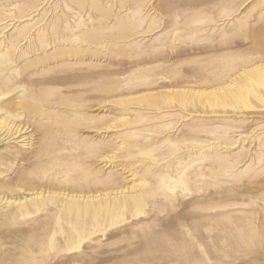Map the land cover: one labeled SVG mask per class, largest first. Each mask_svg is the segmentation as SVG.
<instances>
[{
	"label": "rangeland",
	"instance_id": "1",
	"mask_svg": "<svg viewBox=\"0 0 264 264\" xmlns=\"http://www.w3.org/2000/svg\"><path fill=\"white\" fill-rule=\"evenodd\" d=\"M8 87L0 264H264V0H0Z\"/></svg>",
	"mask_w": 264,
	"mask_h": 264
},
{
	"label": "bare ground",
	"instance_id": "2",
	"mask_svg": "<svg viewBox=\"0 0 264 264\" xmlns=\"http://www.w3.org/2000/svg\"><path fill=\"white\" fill-rule=\"evenodd\" d=\"M10 87V86H9ZM7 88L6 91H4L3 89H0V100H4L5 98H7L9 96V93H11L13 91V89L11 88ZM25 103V102H24ZM26 104V103H25ZM45 107V106H44ZM9 108V107H8ZM12 108H10L11 110ZM10 110L4 109V108H0V145L4 144L6 141H8L11 138H14L15 136H18L21 133H27L30 131L29 125L30 123L27 125L23 124L21 117L19 115V113H13ZM13 111V109H12ZM28 114V113H27ZM26 114V115H27ZM30 115H27V117H29ZM34 116V115H33ZM50 118V117H49ZM24 119V118H23ZM26 120V118H25ZM24 120V121H25ZM31 120V119H28ZM25 122L28 123L30 121ZM36 125V124H35ZM38 125V124H37ZM33 131V130H32ZM48 132V131H47ZM49 136V135H48ZM47 137V136H46ZM45 137V138H46ZM27 139V137H23L24 139ZM47 139V138H46ZM43 140V139H42ZM41 141V140H40ZM43 142V141H42ZM264 145V144H263ZM48 152V151H47ZM46 152V153H47ZM42 154V153H41ZM44 157V155H43ZM41 158V157H40ZM46 158V157H45ZM44 158V159H45ZM48 160V159H47ZM39 161V160H38ZM43 161V160H42ZM48 163V161H47ZM49 164V163H48ZM63 170V169H62ZM1 188V187H0ZM72 196V195H71ZM90 197V196H89ZM21 198V197H20ZM3 199V198H1ZM10 199V198H9ZM19 203V199L17 201Z\"/></svg>",
	"mask_w": 264,
	"mask_h": 264
}]
</instances>
